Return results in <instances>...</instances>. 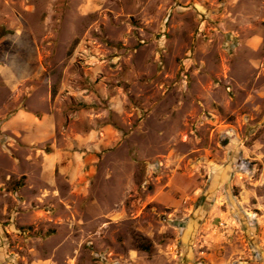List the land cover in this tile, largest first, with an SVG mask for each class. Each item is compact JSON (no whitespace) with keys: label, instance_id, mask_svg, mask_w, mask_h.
<instances>
[{"label":"rangeland","instance_id":"rangeland-1","mask_svg":"<svg viewBox=\"0 0 264 264\" xmlns=\"http://www.w3.org/2000/svg\"><path fill=\"white\" fill-rule=\"evenodd\" d=\"M0 264H264V0H0Z\"/></svg>","mask_w":264,"mask_h":264},{"label":"trees","instance_id":"trees-1","mask_svg":"<svg viewBox=\"0 0 264 264\" xmlns=\"http://www.w3.org/2000/svg\"><path fill=\"white\" fill-rule=\"evenodd\" d=\"M142 248H143V250H145L147 252H149L151 250V248L149 246H143Z\"/></svg>","mask_w":264,"mask_h":264}]
</instances>
